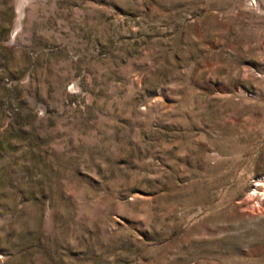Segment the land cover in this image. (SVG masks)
Masks as SVG:
<instances>
[{
    "label": "rangeland",
    "instance_id": "rangeland-1",
    "mask_svg": "<svg viewBox=\"0 0 264 264\" xmlns=\"http://www.w3.org/2000/svg\"><path fill=\"white\" fill-rule=\"evenodd\" d=\"M0 264H264V0H0Z\"/></svg>",
    "mask_w": 264,
    "mask_h": 264
}]
</instances>
